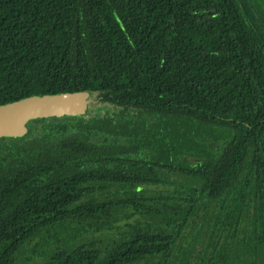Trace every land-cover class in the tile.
Masks as SVG:
<instances>
[{
	"label": "trees",
	"instance_id": "1",
	"mask_svg": "<svg viewBox=\"0 0 264 264\" xmlns=\"http://www.w3.org/2000/svg\"><path fill=\"white\" fill-rule=\"evenodd\" d=\"M61 95L113 110L0 138V264H264V0H0V108Z\"/></svg>",
	"mask_w": 264,
	"mask_h": 264
},
{
	"label": "rangeland",
	"instance_id": "2",
	"mask_svg": "<svg viewBox=\"0 0 264 264\" xmlns=\"http://www.w3.org/2000/svg\"><path fill=\"white\" fill-rule=\"evenodd\" d=\"M82 97H84L83 95H72V96H55V97H35V98H30V99H26L23 100L19 103H16L12 106V108L10 110H1L2 111H6V113L9 112H15V111H19L22 109H25L27 107H29V109H35V110H39L41 108V106H48L50 110H54L55 111H60L63 109H67L70 108V112L74 111V106H77V104H80V106H82L81 101H82ZM88 100V98H87ZM85 106L87 107V111L85 110V113L83 111V117H86V115L88 113H91L92 117H99L102 115H105L106 113L111 112L113 109L107 105H103V104H99V101H97L96 99H92L91 102H86ZM82 110H84L83 108L81 109H77L76 112L81 114ZM74 113L72 115H79L77 113ZM6 113H2L0 120H2L4 117H6ZM60 117V116H59ZM203 224L205 223H201L198 224V227L202 229L201 232L204 231L205 227L203 226ZM18 264H33L32 262H25V255L24 257H21L19 260Z\"/></svg>",
	"mask_w": 264,
	"mask_h": 264
},
{
	"label": "water",
	"instance_id": "3",
	"mask_svg": "<svg viewBox=\"0 0 264 264\" xmlns=\"http://www.w3.org/2000/svg\"><path fill=\"white\" fill-rule=\"evenodd\" d=\"M63 96H72V95H63ZM35 98V97H34ZM16 104V103H14ZM8 105L0 108L1 110H10L14 105ZM81 109L82 106L77 104L74 106V111L70 112V108L63 109L60 111L50 110L48 106H41L39 110L29 109V107L15 111L6 113V111L0 112V117L2 113H6V117L0 120V138L2 137H21L27 132L26 124L37 118L42 117H59L63 115H72L76 112L77 109ZM84 111H87V107H83ZM77 113V112H76Z\"/></svg>",
	"mask_w": 264,
	"mask_h": 264
}]
</instances>
